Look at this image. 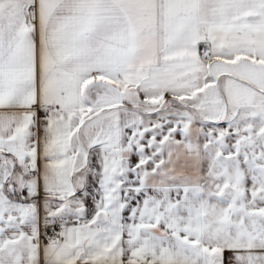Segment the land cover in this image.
Listing matches in <instances>:
<instances>
[{"label": "snow or ice", "instance_id": "1", "mask_svg": "<svg viewBox=\"0 0 264 264\" xmlns=\"http://www.w3.org/2000/svg\"><path fill=\"white\" fill-rule=\"evenodd\" d=\"M0 264H264V0H0Z\"/></svg>", "mask_w": 264, "mask_h": 264}]
</instances>
